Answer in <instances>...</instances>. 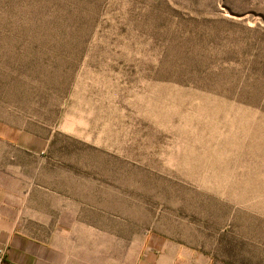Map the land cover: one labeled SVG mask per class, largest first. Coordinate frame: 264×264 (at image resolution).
<instances>
[{"label":"rangeland","instance_id":"374dc122","mask_svg":"<svg viewBox=\"0 0 264 264\" xmlns=\"http://www.w3.org/2000/svg\"><path fill=\"white\" fill-rule=\"evenodd\" d=\"M0 133L126 259L264 264V0H0Z\"/></svg>","mask_w":264,"mask_h":264},{"label":"crops","instance_id":"0c3cea01","mask_svg":"<svg viewBox=\"0 0 264 264\" xmlns=\"http://www.w3.org/2000/svg\"><path fill=\"white\" fill-rule=\"evenodd\" d=\"M0 137L8 141L0 143V250L7 253L0 264H209L168 240L138 245L127 259L106 248L92 227L61 214L60 192L29 176L27 141Z\"/></svg>","mask_w":264,"mask_h":264},{"label":"built area","instance_id":"2783aa9c","mask_svg":"<svg viewBox=\"0 0 264 264\" xmlns=\"http://www.w3.org/2000/svg\"><path fill=\"white\" fill-rule=\"evenodd\" d=\"M6 251L0 250V259H5L6 258Z\"/></svg>","mask_w":264,"mask_h":264}]
</instances>
